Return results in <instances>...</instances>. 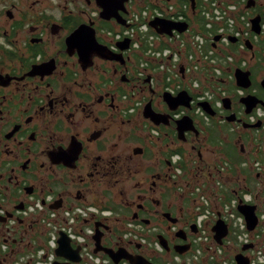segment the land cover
I'll return each instance as SVG.
<instances>
[{"label": "flooded vegetation", "instance_id": "flooded-vegetation-1", "mask_svg": "<svg viewBox=\"0 0 264 264\" xmlns=\"http://www.w3.org/2000/svg\"><path fill=\"white\" fill-rule=\"evenodd\" d=\"M131 2L127 14L118 12L126 28L105 19L95 0H0V245L12 253L33 250L48 213L92 208L99 213L90 216L92 239L98 233L102 248L187 264L198 233L195 185L204 175L216 178L209 196L223 175H243L234 195L251 184L264 189V0H242L261 26L248 34L247 63L235 55L250 84L242 89L232 78L229 109L211 92L220 101L213 116L193 106L169 110L163 75L140 71L138 35L114 40L132 29ZM197 7L199 0L192 13ZM184 116L193 128L180 132Z\"/></svg>", "mask_w": 264, "mask_h": 264}, {"label": "built area", "instance_id": "built-area-1", "mask_svg": "<svg viewBox=\"0 0 264 264\" xmlns=\"http://www.w3.org/2000/svg\"><path fill=\"white\" fill-rule=\"evenodd\" d=\"M142 7L140 11H132L128 23L132 29L126 30L122 34H116L115 41L138 35L135 41L143 52V61L140 64L142 75H152L158 73L163 75L165 86L163 93L175 97L179 92L185 90L192 96L191 106L196 115L202 116L204 112L197 106L198 102H207L211 106H219L212 100V95L206 91H201L196 81V75L203 76L204 79L213 81V78H220L222 75L221 66L226 63H234V54L246 50L245 42L249 39L250 21L243 7L225 0H199V7L196 14H199L204 21V29L199 28V24H192L188 29L179 34L173 31L171 37L157 35L148 25L155 19H166L173 22H186L192 18L194 13L189 1L169 0L165 3H154ZM189 24V23H188ZM219 36L220 39L212 47L213 38ZM228 37H234L236 42L230 43ZM234 52H231V46ZM239 66H243V60L237 61ZM183 69V74L180 73ZM236 66L230 70L232 74ZM206 75H211L207 77ZM232 79V76H229ZM186 83L187 88H183ZM184 109V108H183ZM182 112L175 114V118L181 117ZM221 187L212 190V198L196 189L199 208L196 217L198 233L193 244L195 252L186 257L187 264H235L234 260L227 261L222 257L221 249L234 241L238 246L253 243V249L249 250V264H264V248L258 244L259 237L264 231V205L256 203L255 195L250 192H243L226 200ZM255 205L258 216L259 231L248 232L246 223L241 214L237 211L238 202ZM36 210L41 207L36 206ZM258 209L259 212H258ZM91 214H99L92 208H74L62 210L59 213H48L41 222L44 237L38 240L33 246V250L28 253H12L6 245H0V264H114L112 260L102 252L94 253L95 242L92 239L94 234ZM219 216H218V215ZM221 219L228 228V235L222 246L217 245L211 232L216 220ZM98 220V219H97ZM257 226V227H258ZM256 227V228H257ZM232 232V235L230 234ZM63 234L70 243L73 250L78 249V262H69L64 258L56 256L55 250L58 248V239ZM233 237V240L231 238ZM118 264H128L125 260Z\"/></svg>", "mask_w": 264, "mask_h": 264}, {"label": "water", "instance_id": "water-1", "mask_svg": "<svg viewBox=\"0 0 264 264\" xmlns=\"http://www.w3.org/2000/svg\"><path fill=\"white\" fill-rule=\"evenodd\" d=\"M95 1H96V5L102 10V14L105 17V19L115 18L118 24L126 28L128 27V24H126L125 19H122V17L118 14V12L127 14L125 4L128 3L129 0H95ZM187 1H189L191 5V9L193 10L195 7V0H187ZM246 7L247 8L250 7L249 1ZM148 25L157 35L168 36V37H171L173 35V31L182 34L189 27L188 23L186 22H173L170 20L159 19V18H155L151 20L148 23ZM260 30H261L260 18L255 17L254 19H251L250 31H252L255 34H259ZM219 39L220 37L218 35L213 38L212 47H215V42H217ZM228 40L232 44L236 42V39L234 37H228ZM127 41L128 40L125 39L120 43H126ZM249 43H250L249 40L245 42V46L247 47V49H249L250 47ZM95 45L97 44L95 43ZM99 47L101 48H98V46H96V51H98L99 49L98 51L99 55L104 59H111L110 57V55H112L111 52L102 46ZM180 73L183 74L182 68H180ZM249 75H250L249 71H242L240 69H234L232 72V76L233 79L235 78L236 85L242 89L248 88L250 84ZM261 85L264 86V79L262 80ZM162 99L167 105L168 109L174 111L178 107H184L189 109L191 107L192 96H190L186 91L179 92L175 97H172L168 93L164 92L162 93ZM222 103L224 104V108L229 109L230 106L229 98H223ZM197 106L200 107L205 114L213 116L212 108L209 103L198 102ZM148 116H150L153 119L152 114L150 115L148 113ZM226 120L231 122L234 120V116L229 115L228 117H226ZM177 126L181 132L184 129L193 128V121L188 116H184L177 122ZM256 209L257 208L254 205L243 204L241 201L238 202L237 211L239 214L243 216L246 223V229L248 232H254L256 227L258 226V216L256 214ZM211 232L213 233V239L217 243V245L222 246L224 239L228 235L227 225L221 219H218L216 220L215 224L212 226ZM94 240H95L94 253L96 254L98 252H102L107 257H109L114 264H118L120 260H126L130 264H152L143 257L127 254V252L123 249L113 251L108 248H102L99 245L98 233L95 235ZM253 247H254L253 243L242 245L240 248V252L233 256L234 263L249 264V258L244 253L253 249ZM55 253L56 256L60 258H64L71 263L79 261L78 249L73 250L70 246L69 240L63 234H60V238L58 239V248L55 250ZM54 264H68V263L55 262Z\"/></svg>", "mask_w": 264, "mask_h": 264}, {"label": "rangeland", "instance_id": "rangeland-1", "mask_svg": "<svg viewBox=\"0 0 264 264\" xmlns=\"http://www.w3.org/2000/svg\"><path fill=\"white\" fill-rule=\"evenodd\" d=\"M225 1H230L233 2L235 4H237L240 7H243V3L242 0H225ZM156 3L154 0H132L131 3H129L128 5V9H130L131 11H140V8L148 6L147 4H154ZM194 25V24H193ZM195 28L198 27L196 25H194ZM235 55H238L239 57L242 56V60L243 62L247 63V57H248V53L247 51H243V52H237ZM140 63V62H139ZM234 68V63L231 64H225L224 66H221V72L223 73H230V70H232ZM263 72H260L259 75H262ZM159 75V74H157ZM232 75V74H231ZM207 77H211V75H206ZM222 76V75H221ZM196 81L197 84L201 87V91H206L209 94H211V92H215L218 95H222V98H227L232 94V82L231 79L229 78V76H226L224 78H222V84L218 83L217 81H213L212 83L207 79L205 80L203 76L200 75H196ZM215 88H220L219 90H216ZM206 89V90H204ZM244 157V156H243ZM236 165H234L235 167ZM237 167V166H236ZM227 175H223L222 177H218L219 179H217L218 181L222 182V189L223 191H225V189H230V188H237L236 186H234V183L237 182L238 184H242V178L243 175H239V176H234L233 179H229L226 177ZM237 177V178H236ZM250 181H252L250 179ZM216 182V178L215 181H211L208 180L207 176L204 175L202 177V179L199 181L198 184L195 185V188L200 189L201 192L209 194L208 191L205 188L211 187L212 184H214ZM244 185V184H242ZM254 188L255 191H252V193H257L260 192L261 188H260V184L255 185V184H251ZM210 197L212 198V196L210 195ZM260 201L264 202V196L261 195V199H259ZM260 209H258L259 212ZM259 227L258 226L255 231H259ZM230 234L232 235V232L230 231ZM260 241H258V244H262L263 248H264V231L262 232V235H260L259 237ZM231 240H233V237L231 238ZM240 246L237 245V243L234 241V245L233 244H228L225 248L221 249L222 251V257L225 258L227 261H231L233 259V256L236 255L237 253L240 252ZM245 255H249L251 254L250 252H245ZM232 258V259H231Z\"/></svg>", "mask_w": 264, "mask_h": 264}, {"label": "trees", "instance_id": "trees-1", "mask_svg": "<svg viewBox=\"0 0 264 264\" xmlns=\"http://www.w3.org/2000/svg\"><path fill=\"white\" fill-rule=\"evenodd\" d=\"M180 1H184V0H180ZM150 6V4H149ZM203 19H201L200 15L199 14H194L192 16V18L188 21L189 23V26H191L192 24H199V28L201 30L204 29V21H202ZM231 52H234V46L232 45L231 46ZM144 52V49L142 50V53ZM226 76H231V74H228V73H223L222 76H221V79L226 77ZM221 82V81H220ZM236 162H234L235 164ZM233 167V166H231ZM234 168V167H233ZM235 169V168H234ZM236 170H234V174H235ZM237 173V172H236ZM230 174L233 175V170L230 169ZM255 187V186H254ZM252 185H248V189H250L249 191H255V188H254ZM222 192H224L225 196H226V200H229L233 197L232 193H231V190L230 189H225V191H223V189H221ZM248 190H242L240 191L241 193L243 192H246ZM261 195L264 196V189L261 190ZM240 194V193H239Z\"/></svg>", "mask_w": 264, "mask_h": 264}]
</instances>
